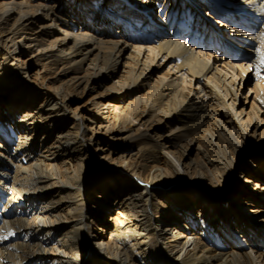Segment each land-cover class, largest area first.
<instances>
[{"label": "bare ground", "instance_id": "1", "mask_svg": "<svg viewBox=\"0 0 264 264\" xmlns=\"http://www.w3.org/2000/svg\"><path fill=\"white\" fill-rule=\"evenodd\" d=\"M262 61L264 0H0V264H264Z\"/></svg>", "mask_w": 264, "mask_h": 264}, {"label": "rangeland", "instance_id": "2", "mask_svg": "<svg viewBox=\"0 0 264 264\" xmlns=\"http://www.w3.org/2000/svg\"><path fill=\"white\" fill-rule=\"evenodd\" d=\"M65 6L69 7V8H75V5L73 4H66L65 3ZM78 10V9H77ZM83 18L89 20V23H91V19L84 16L83 15ZM103 29H106L104 26H102ZM121 31V30H119ZM250 71H253V68H251ZM50 73L49 69L48 70H45L41 64H39L38 62L36 63H32L31 64V77L32 79H35V76L37 74H39V78H37L38 82H42L44 81V79H50L52 77V75H48ZM250 75H252L251 73H249L247 76L244 77V81H242L241 77L239 80H237V89L239 90L240 92V95H239V100L237 101V106H236V109H241L242 108V103L244 102L245 100V97L248 95L249 91L254 87V79H253V75L252 77L250 78ZM250 95H253V93H250ZM71 98L69 99L70 101V105L72 108H76V107H79L81 106L82 107V110H81V113L82 114H86L88 113V110H93V103L91 100V95L90 93H86L85 95H77L76 93L73 92V94H71L70 96ZM193 158L195 157L194 155L192 156ZM241 165H239V168H237L236 172H235V176L238 178L239 176L242 175V170H241ZM113 203V202H112ZM87 209L91 210V204L88 202L87 203ZM247 214V213H246ZM112 225V224H111ZM104 228V227H103ZM228 230V229H227ZM228 233H230V230L227 231ZM94 234H96L94 232Z\"/></svg>", "mask_w": 264, "mask_h": 264}, {"label": "snow or ice", "instance_id": "3", "mask_svg": "<svg viewBox=\"0 0 264 264\" xmlns=\"http://www.w3.org/2000/svg\"><path fill=\"white\" fill-rule=\"evenodd\" d=\"M262 62H264V61H262Z\"/></svg>", "mask_w": 264, "mask_h": 264}]
</instances>
